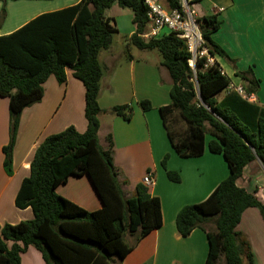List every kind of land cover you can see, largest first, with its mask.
<instances>
[{"label":"trees","instance_id":"16d2710c","mask_svg":"<svg viewBox=\"0 0 264 264\" xmlns=\"http://www.w3.org/2000/svg\"><path fill=\"white\" fill-rule=\"evenodd\" d=\"M18 1V0H12ZM0 29L7 18V0H0ZM130 10L136 32L129 46L158 51L161 65L172 80L171 104L160 109L164 128L175 153L182 158H199L208 150L223 155L229 176L202 203L187 205L176 218L179 234L188 237L195 229L207 234L209 252L205 264H255L248 238L237 231L242 214L257 208L264 220V202L258 191L249 192L238 185L246 167L259 160L264 167V107L245 100L222 75L220 64L203 69L205 59L194 74L191 58L183 40L166 35L145 40L149 30L147 8L143 0H81L61 10L44 13L14 32L0 36V97L9 100V142L3 148L4 167L13 173V151L23 111L39 103L44 85L54 76L61 84L67 72L85 88L84 133L74 127L49 136L36 149L30 164V176L17 194L19 209L31 208L34 218L0 228V264H21V254L29 247L41 252L46 264H116L134 246L126 243L130 235L136 245L163 225L159 198L139 183L127 196L114 161V142L109 134L107 148L99 142V104L104 71L100 53L111 49L117 29L106 11L113 5ZM167 7L180 9L178 0H167ZM205 46L210 54L223 58L234 68L236 61L212 38L221 27L216 15L198 19ZM126 56L130 58L129 52ZM235 75L243 81L248 95L260 88L252 68ZM230 88V89H229ZM226 91L224 98L216 95ZM145 111L150 101H142ZM111 113L130 121V105L115 106ZM175 116L186 124L184 131L174 128ZM211 137L209 141L207 138ZM169 156L162 160L170 181L179 183L177 172L168 170ZM88 176L102 209L87 211L59 196L56 189L70 177ZM212 223L214 230L207 225Z\"/></svg>","mask_w":264,"mask_h":264},{"label":"crops","instance_id":"0c3cea01","mask_svg":"<svg viewBox=\"0 0 264 264\" xmlns=\"http://www.w3.org/2000/svg\"><path fill=\"white\" fill-rule=\"evenodd\" d=\"M80 1L7 0V18L0 29V36L14 32L41 14L61 10ZM189 1L199 19L216 15L221 21V27L212 38L236 61L235 68L239 71L253 69L260 80V88L257 94L252 95L251 103L264 107V0ZM2 7L0 2V11ZM127 10L115 4L106 11L117 33L126 37L130 58L125 51L114 52L113 46L100 53L104 75L99 95L103 110L99 116V142L106 149V138L112 135L114 161L119 179L125 183L127 196H132L146 174L153 172L155 184L149 187V191L161 202L163 225L136 245L135 238L128 235L125 241L134 247L116 264H205L209 252L207 234L195 229L190 236H181L176 218L183 207L204 202L228 178L229 167L223 155L212 154L208 150L199 158H182L175 153L160 113L162 107L171 104L172 80L161 65L162 60L147 56L152 52L136 48L140 53L135 55L130 49L129 39L136 32V26L133 13ZM216 60L231 79V86L243 88V81L235 75L236 69L223 58L217 57ZM44 88L43 99L26 108L21 115L11 175L5 170L3 153L9 142V100L0 97V228L34 218L31 208L19 209L15 201L23 181L30 176V164L37 147L49 136L69 127L80 133L87 129L85 88L71 71L67 72L65 83L61 84L51 76ZM145 100L151 102L149 111L140 105ZM121 105L133 108L130 121L111 113L112 108ZM210 139L208 137L207 141ZM166 155L169 156L167 168L180 175L179 183L170 181L162 167ZM238 185L249 192L257 190L264 202V167L258 159L246 167ZM56 192L90 212L103 207L88 176L70 177L57 187ZM207 228L215 229L212 223ZM236 229L248 238L255 264H264V220L259 210L248 208ZM21 264L46 263L41 252L29 247L21 254Z\"/></svg>","mask_w":264,"mask_h":264},{"label":"built area","instance_id":"2783aa9c","mask_svg":"<svg viewBox=\"0 0 264 264\" xmlns=\"http://www.w3.org/2000/svg\"><path fill=\"white\" fill-rule=\"evenodd\" d=\"M147 8V18L149 30L141 35L145 40L175 35L183 40L187 50L191 55L189 66L196 74L198 64L205 59L203 69L210 68L216 64V58L213 57L205 46L203 36L200 30L197 12L190 7L189 0H178L180 9H169L167 0H143ZM225 75L224 71H221ZM236 91L249 102H252V95H248L242 87L235 88ZM142 183L146 187L154 186L155 177L153 172H148L143 178Z\"/></svg>","mask_w":264,"mask_h":264},{"label":"rangeland","instance_id":"374dc122","mask_svg":"<svg viewBox=\"0 0 264 264\" xmlns=\"http://www.w3.org/2000/svg\"><path fill=\"white\" fill-rule=\"evenodd\" d=\"M1 4H2V2H1ZM6 4H7V2H6ZM190 6H191L190 7L191 9L195 10V8L193 7V5L191 3H190ZM126 12L129 13L130 11L127 10ZM125 39H126V37H124V35H121L119 33H117L113 36L112 46L114 47V52H119V51H125V53L128 52V48H127L128 46H127ZM131 47L132 48H130V49L133 50L135 55L140 53L136 50V47H134V46H131ZM149 52H152V53H149V55H147L150 59L155 60V58H158L159 60H162L161 55L158 51H149ZM225 94H226V91L224 90L221 93L217 94L216 97H217V99L221 100L222 98H224ZM174 128L177 129L178 131H181V132L184 131L186 128V124L180 119L179 116H175ZM126 240H128V238Z\"/></svg>","mask_w":264,"mask_h":264}]
</instances>
